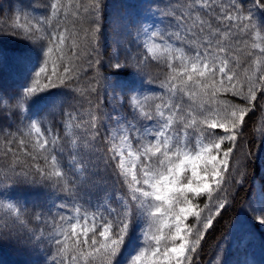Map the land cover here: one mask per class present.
Returning a JSON list of instances; mask_svg holds the SVG:
<instances>
[{
    "label": "snow or ice",
    "instance_id": "snow-or-ice-1",
    "mask_svg": "<svg viewBox=\"0 0 264 264\" xmlns=\"http://www.w3.org/2000/svg\"><path fill=\"white\" fill-rule=\"evenodd\" d=\"M106 7L48 0L9 25L30 49L0 93V242L37 264H202L264 115V0H144L110 45ZM246 212L264 226V199ZM226 252L222 235L212 264Z\"/></svg>",
    "mask_w": 264,
    "mask_h": 264
},
{
    "label": "trees",
    "instance_id": "trees-1",
    "mask_svg": "<svg viewBox=\"0 0 264 264\" xmlns=\"http://www.w3.org/2000/svg\"><path fill=\"white\" fill-rule=\"evenodd\" d=\"M47 2L48 0H0V30L5 32L0 35V93L4 94V100H7L9 94L18 92L25 83L24 65L18 57L21 51L30 49L28 41L20 35L7 34L11 31L9 25L16 16H23L24 13L40 15ZM106 5L108 26L104 32V43L112 44L114 37L111 22L121 17L127 19L123 21L119 39L129 42L131 36L127 24L144 18V0H106ZM161 71L160 68L153 67V76H159ZM262 132L264 115L257 111L248 128V147L254 153L253 161L248 165L243 185L232 186L229 195L231 205L205 238L200 257L202 264H212L222 235L227 249L224 264H264V226L259 225L246 212V208L257 205L261 198L264 199V145H261L259 139ZM25 195L32 200L40 197L41 193L33 191ZM234 224H242L243 230L234 231ZM39 259L37 255L21 250L10 242H0V264H37Z\"/></svg>",
    "mask_w": 264,
    "mask_h": 264
}]
</instances>
